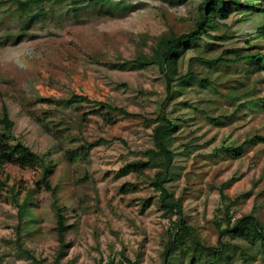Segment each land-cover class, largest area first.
I'll return each instance as SVG.
<instances>
[{
	"label": "rangeland",
	"instance_id": "rangeland-1",
	"mask_svg": "<svg viewBox=\"0 0 264 264\" xmlns=\"http://www.w3.org/2000/svg\"><path fill=\"white\" fill-rule=\"evenodd\" d=\"M75 1L44 2L45 13L22 35L24 17L11 0H0L6 10H0V39L7 38L0 44V115L5 106L14 136L43 156L52 186L51 192L36 187L40 169L2 168L0 264H160L176 215L162 207L150 186L157 169L124 176L119 169L145 159L142 151L153 146V125L143 117L160 110L165 80L154 65L133 69L122 63L157 55L166 39L190 31L200 0ZM118 1L134 6L117 8ZM262 22V13L231 15L181 52L179 73L191 71L208 83L196 79L182 92L174 85L175 97L166 105L180 126L173 135L174 164L166 185L182 202L188 232L205 246L217 245L216 222L225 226L224 207L231 202L232 220L252 213L264 228V144L240 146L255 134L264 135V70L254 71L245 62L200 60L232 56L231 50L264 55V39L250 33ZM186 43L183 39L181 47ZM73 94L143 117L117 116L108 123L90 114L88 103L69 102ZM99 138L107 142L86 159L64 158L67 148ZM221 146L236 148L240 157L215 151ZM124 183L135 190L121 193ZM11 189L20 203L25 197L35 203H26L29 212L21 221ZM148 198L151 204L142 211ZM53 200L65 216L63 248ZM224 240L230 242L229 259L218 264H264V245L232 235ZM186 250L182 264H188L191 245ZM196 256L194 264H209L205 252Z\"/></svg>",
	"mask_w": 264,
	"mask_h": 264
},
{
	"label": "trees",
	"instance_id": "trees-1",
	"mask_svg": "<svg viewBox=\"0 0 264 264\" xmlns=\"http://www.w3.org/2000/svg\"><path fill=\"white\" fill-rule=\"evenodd\" d=\"M52 1L61 5L67 3L66 0H11L12 4L19 11L20 16L24 17V23L22 28V35L25 34L26 29L30 27L33 20L38 15L45 13L44 2ZM74 3L76 2L73 0ZM89 4L104 5L112 0H87ZM189 0H176L171 4H184ZM123 4L124 7L132 9L134 6L130 3H123L118 1L114 3L115 7L119 8ZM8 10V7H6ZM0 10L2 9L0 5ZM71 11L75 13L77 10L75 7L71 8ZM254 13L264 14V0H200L197 8V16L195 18L194 27L179 36H172L165 40L162 51L157 55L150 57H141L134 60L125 61L123 66L133 69H141L149 65H154L158 68L165 80V100L157 112L152 118H146L135 112H130L123 107L112 105L108 102L92 100L86 95L73 94L69 98L71 103H88L91 107L90 114L101 116L103 120L108 123H113L117 116L125 118L143 117L146 124L153 125L151 139L153 146L142 151V155L145 159L137 160L134 162H128L121 166L119 173L121 176L137 173L138 171L146 168H155L157 171L154 174L153 179L150 182V186L158 192L159 201L163 208L173 211L176 215V220L173 225L170 238L164 250L163 261L160 264H182L183 252H187L186 249L189 245L192 247L191 255L188 260V264H194L195 257L199 252H205L208 257L209 264H218V260L223 258L229 259L230 242L224 240L228 235L236 236L242 240L250 243H259L264 245V228L261 226L257 218L252 214H244L238 218L232 220V216L229 214V210L233 202L226 204L224 207V220L225 226L222 227L219 222H216L218 229V241L217 245L205 246L200 240L193 238L188 232L187 223L183 214V205L180 198H176L173 192L169 190L166 185L170 181L171 169L174 164V151L172 149L173 135L178 131L179 124L166 112V105L171 99L175 97L174 85L180 87V91L192 84L197 79L198 82L207 84L206 78H197L195 73L188 71L181 75L178 71V59L181 52L193 47L201 39V36H209V31L218 27L220 21L226 20L231 15L241 14L250 15ZM111 14V13H109ZM112 15V14H111ZM245 19V18H241ZM256 38L264 39V22L259 24L253 32H250ZM249 33V34H250ZM12 33H7L6 36H12ZM18 35L13 40L14 44L20 41ZM225 37V36H223ZM186 40V44L182 48V40ZM7 42V38L0 39V44ZM181 50V51H180ZM227 52V51H226ZM232 56L218 57L212 60H206L201 58L200 60L209 63H247L254 71L264 70V55L260 52L257 53H239L237 50H231ZM194 58H189V61ZM244 63V64H245ZM179 91V92H180ZM14 127V121L10 118L8 110L3 106L0 115V171L6 164H14L19 168L40 169L41 176L36 180V187L43 188L47 191H52V186L48 178L49 167L45 162L43 156L37 154L30 149L24 142L16 138L12 133ZM55 138H58L54 134ZM107 140L99 138L94 141H84L73 148H67L64 150V158L73 162L77 159H86L94 147L106 143ZM259 142L264 144V135L255 134L241 143V147H245L250 143ZM215 151L228 152L232 158L240 157V151L237 152L234 147L221 146ZM3 183V182H2ZM4 184V183H3ZM135 190V186L131 183H124L120 187L121 193L132 192ZM12 193V199L17 207L18 218L21 221L23 216L29 212V206L26 203H30L31 206L35 205L33 201L27 202L26 197L20 203L18 195L10 190ZM151 204L150 198L146 199L142 206V211ZM52 208L56 215V232L58 235L59 245L61 248L65 247L64 242V230L66 229L65 216L63 215V208L58 206L55 200L52 202ZM187 237L188 244H185L184 238ZM129 264H137L136 262L129 261Z\"/></svg>",
	"mask_w": 264,
	"mask_h": 264
}]
</instances>
